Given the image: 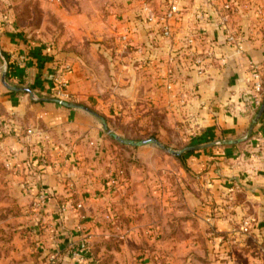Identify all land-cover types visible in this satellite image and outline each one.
I'll return each instance as SVG.
<instances>
[{
  "label": "crops",
  "instance_id": "0c3cea01",
  "mask_svg": "<svg viewBox=\"0 0 264 264\" xmlns=\"http://www.w3.org/2000/svg\"><path fill=\"white\" fill-rule=\"evenodd\" d=\"M222 1L180 0L185 7L176 36L198 28L200 12L204 42L194 46L193 54H204L206 43L215 52L203 73L197 74L191 66L189 70L167 66L166 55L176 52L178 45L174 41L167 46L157 34L159 24L146 21L149 8L158 18L161 0H73V5L40 0L54 11L44 10L39 28L33 30L18 27L12 10L0 0V123L15 129L0 134V264H49L47 256L52 254L56 255L53 264H74L73 248L85 254V264H92L88 244L97 237L95 223L107 207L98 197L115 195L96 182L101 173L100 146L106 138L95 117L82 108L32 102L28 94L8 90L3 73L9 85L30 88L41 96L51 95L58 79L71 101L88 106L102 92V85L111 86L119 79L116 59L105 68L98 57L109 51L110 39L117 42L124 33L133 46L122 64L127 86L119 91L145 93L149 77L144 75L153 73L155 78L158 67L168 70L175 90L168 97H178L180 90L188 96L174 110L194 116L200 126L185 156L197 174L199 191L189 203L215 226L217 235L212 245L189 240V264H218L210 263L215 255L224 264H242L244 259L248 264H264V112L254 122L257 109L251 105L249 82L251 64L264 76V28L256 21V10L264 0H229L235 4L231 13H224ZM225 14L245 38L239 47L226 43V25H220ZM135 49L149 61L132 64ZM28 128L46 138L27 134ZM57 152L70 161L60 160ZM88 160L95 163L92 168H87ZM39 193L47 195V202L34 216L29 207ZM131 193L129 200L136 196L140 202L143 192ZM76 202H83L79 211L68 207ZM245 218L252 220L250 232L230 253L229 237ZM96 234L108 237L107 232Z\"/></svg>",
  "mask_w": 264,
  "mask_h": 264
},
{
  "label": "rangeland",
  "instance_id": "374dc122",
  "mask_svg": "<svg viewBox=\"0 0 264 264\" xmlns=\"http://www.w3.org/2000/svg\"><path fill=\"white\" fill-rule=\"evenodd\" d=\"M63 1L67 5H73V0ZM161 1L158 18L155 19V17L153 21H149L146 17V21L148 23L156 21L159 24L157 34L167 46L174 41L178 45L176 52L166 55L167 66H178L182 70H189V64L192 62L189 61L190 56L185 54L191 53L188 39L198 38L194 46L204 42L201 27L204 22L202 14L200 12L196 14L199 16L196 17L198 28H190L182 37L176 36V26L182 19V7L184 6L180 4V0H177L180 15L175 23H171V35L165 38L161 35V29L167 23L163 14L168 7V0ZM3 3L12 10L17 26L26 30L39 28L44 10L45 12L54 11L53 8L44 6L40 0H7V3L3 0ZM221 5L224 13H231L235 7V4L229 0H223ZM263 7L264 5H259V10H256L257 17H261L256 18L261 28H264ZM149 11L150 8L147 12ZM228 15L225 14L222 22L220 21V25H226V43L239 47L245 38L243 34H239L237 28L229 24L231 20L227 17ZM254 20L251 21L255 22ZM51 21L54 22L52 19ZM54 24L58 25L56 22ZM124 34L118 36L119 41L117 42L115 37L110 39L109 51L104 55L99 53L98 57L99 62L105 68L107 64H113V59H116L118 64L115 68H117L116 72L119 77L117 83L111 86L108 83L102 85V92L97 95L93 104L88 106L71 101L70 95L64 100L66 103L84 106L95 113L96 116H93L106 138V142L100 146L103 147L99 162L101 173L96 182L103 187V190L113 191L115 195L110 198L116 199L109 201L110 198L98 197L103 200L101 203L103 206L107 203V207L95 223L98 229L96 233L107 232L108 237L103 235L98 237L95 233L98 238L96 237L92 243L88 244V254L92 264H128V262L130 264H189V251H191L189 240L212 245L211 242L217 235L215 226L205 222L199 213L201 211L198 212L195 204L189 203L193 198L190 196L196 197L195 194H199V191L195 183L197 174L189 167L185 156L189 144L192 143L191 139L200 126L194 121V116L174 110L175 107L183 106L188 96L185 97L183 94L185 91L180 90L178 97H168V94L175 91L172 83L169 82L168 70L162 72L161 67H158L156 70L159 72L156 71L155 78L151 77L153 73L144 75L150 78H148L149 83L145 85L144 89L147 90L145 93L137 89L130 91V94L119 91L127 86L126 69L122 67V64L126 62L125 59L131 53H128L127 49L133 46L131 39L130 41L122 39ZM252 36L248 35L249 38ZM163 38L170 40L167 42ZM208 46L212 47L206 43L204 50ZM112 48L114 50H110ZM135 50L132 51L136 54L133 53V58L130 59L134 62L132 64L149 61L148 57L141 59L138 56L139 49ZM255 70L251 64L249 70L251 86L254 83L251 74ZM258 72L262 87L259 97L262 102L264 76L261 69ZM177 86H182V83H178ZM115 87L117 90L114 92L112 90ZM146 140H152V142L142 144ZM60 157L59 159L64 162H69L71 159L63 153ZM85 163L87 168L95 165L89 160ZM120 176L123 182H120ZM109 179H113L115 183L108 184ZM138 189L143 192V195H139L140 202L136 196L135 201H130L131 192H136ZM37 195L32 201L31 208L29 207L31 215L34 216L41 211L33 208ZM190 209H193V212ZM246 220L251 219H242L239 228L234 230L229 237L232 241L228 249L230 253L235 252V246L242 243L250 232L246 235L240 232ZM238 238L241 242L235 243ZM205 250L207 251L208 248ZM203 261L208 263L206 259ZM211 262L224 264L223 262L226 261L215 255ZM242 264H248L247 260L244 259Z\"/></svg>",
  "mask_w": 264,
  "mask_h": 264
},
{
  "label": "built area",
  "instance_id": "2783aa9c",
  "mask_svg": "<svg viewBox=\"0 0 264 264\" xmlns=\"http://www.w3.org/2000/svg\"><path fill=\"white\" fill-rule=\"evenodd\" d=\"M177 0H168V7L165 10L164 14H163V18L165 21H167V23L164 24V26L161 29V35L165 38H168L171 35V23H175L176 19L179 17V13H180V9L177 5ZM228 6H226L227 8ZM148 10V9H146ZM147 17L149 21H153L154 20V15L149 11L147 12ZM170 22V23H169ZM122 39L125 41H130V38L128 37L127 33H125L124 35H122ZM194 38H190L188 39V43H189V48H190V54L189 53H185L186 55L190 56L189 61H191L192 63L189 64V66L192 67V70L194 72H196L197 74H201L203 73V71L205 70L207 63L209 60L213 59V56H215V52L213 50V47H209L208 49L204 50V54H201V56H198L197 54L194 55L193 54V48L195 45V42H197ZM230 39L231 36H230ZM193 60V61H192ZM255 71H253V73L251 74L252 79H254V83L252 84V88H251V93H252V100H251V105L257 109L260 105L261 99L259 97V93L262 89L261 87V82L259 80V69L255 67ZM51 95L53 97H55L56 99L60 100V101H64L67 98H69V94L65 89V84L61 81H59L57 79L55 85L52 88V92ZM184 96V95H183ZM15 129H13L10 124H4V123H0V134H5L11 131H14ZM27 134L30 135H36L39 138L41 137L42 139L46 138L45 135L39 131H36L34 129L28 128L26 130ZM57 155L60 154V152L56 153ZM61 156V154L59 155ZM41 162L44 163L45 162V158H40ZM63 159V158H62ZM121 175V174H120ZM122 176H120V182H123V179H121ZM115 183V181L113 179H109L108 180V184L113 185ZM47 202V195L45 193H39L37 195V198L35 199L34 203H33V208L34 209H38V210H43L45 205ZM71 206H68L69 208L71 207L72 209H75L76 211H79L80 209L83 208V202H76L74 204H70ZM251 223L252 220H246L243 225L240 228V232L242 234H248V232L250 231V227H251ZM71 256L72 259L74 260V262L76 264H85L86 263V257L85 254L83 252H81L80 250H77L76 248L71 249ZM48 257V262L49 264H53V262L56 259V255L52 254Z\"/></svg>",
  "mask_w": 264,
  "mask_h": 264
},
{
  "label": "water",
  "instance_id": "95a60500",
  "mask_svg": "<svg viewBox=\"0 0 264 264\" xmlns=\"http://www.w3.org/2000/svg\"><path fill=\"white\" fill-rule=\"evenodd\" d=\"M2 83H3V85H4L8 90H11V91H14V92H26V93L30 96L31 99H34V95H33V93H32L29 89H25V88H16V87L11 86V85H9L8 83H6V81H5V73H3V75H2ZM58 103H59L60 105L64 106V107L80 108L78 105H73V104H70V103H66V102H64V101H58ZM82 109H84V110L87 111L88 113H90V114L96 116L95 113H93L92 111L88 110L87 108H82ZM263 112H264V98H263V100H262V104H261V106H260V108H259V110H258V113H257V115H256L255 118H254V122H257V121H258V119L261 117V115L263 114ZM149 142H152V140H146V141H143L142 144H147V143H149ZM177 154H178V153H177Z\"/></svg>",
  "mask_w": 264,
  "mask_h": 264
},
{
  "label": "trees",
  "instance_id": "16d2710c",
  "mask_svg": "<svg viewBox=\"0 0 264 264\" xmlns=\"http://www.w3.org/2000/svg\"><path fill=\"white\" fill-rule=\"evenodd\" d=\"M27 89H29L31 92H33L32 89H30V88H27ZM22 93L27 94L26 92H22ZM33 95H34L35 99L31 100L32 102H53V103H55L57 106H62V105H60V104L58 103V101H60V100L56 99V98L53 97L52 95L41 96V95H39V94H37V93H35V92H33ZM263 98H264V97H263ZM261 104H262V102H261ZM261 104H260V106H261ZM77 105H78V104H77ZM78 106H79L80 108H85L84 106H81V105H78ZM260 106H259V108H260ZM259 108L255 111V116L257 115Z\"/></svg>",
  "mask_w": 264,
  "mask_h": 264
}]
</instances>
